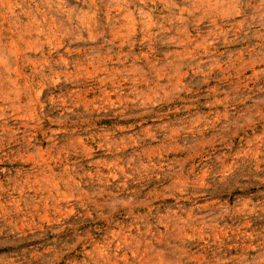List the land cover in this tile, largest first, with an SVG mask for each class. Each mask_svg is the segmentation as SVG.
Returning <instances> with one entry per match:
<instances>
[{"label":"rangeland","instance_id":"374dc122","mask_svg":"<svg viewBox=\"0 0 264 264\" xmlns=\"http://www.w3.org/2000/svg\"><path fill=\"white\" fill-rule=\"evenodd\" d=\"M0 264H264V0H0Z\"/></svg>","mask_w":264,"mask_h":264}]
</instances>
